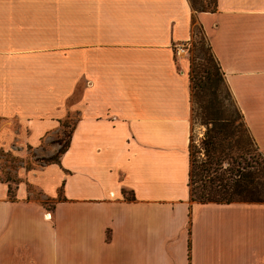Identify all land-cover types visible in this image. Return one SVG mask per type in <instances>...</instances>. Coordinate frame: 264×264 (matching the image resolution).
Masks as SVG:
<instances>
[{"label":"crops","instance_id":"crops-1","mask_svg":"<svg viewBox=\"0 0 264 264\" xmlns=\"http://www.w3.org/2000/svg\"><path fill=\"white\" fill-rule=\"evenodd\" d=\"M216 7L0 0V150L70 133L13 199L0 178V264H264V201L190 193L196 24L264 150V0Z\"/></svg>","mask_w":264,"mask_h":264},{"label":"trees","instance_id":"trees-1","mask_svg":"<svg viewBox=\"0 0 264 264\" xmlns=\"http://www.w3.org/2000/svg\"><path fill=\"white\" fill-rule=\"evenodd\" d=\"M210 8H217L216 0ZM201 71L206 75L201 74L198 82L194 75L191 77L193 84V131L189 144L191 198L200 203L264 201L260 199L264 183V162L259 152L260 147L248 127L245 116L234 99L221 68L217 78H213L206 69ZM221 84L224 89H221ZM196 122L205 125L203 135L200 137H196L194 133ZM68 143L69 141L65 145L62 144L60 150L44 159V162H58ZM14 197L13 188L10 186V198Z\"/></svg>","mask_w":264,"mask_h":264},{"label":"rangeland","instance_id":"rangeland-1","mask_svg":"<svg viewBox=\"0 0 264 264\" xmlns=\"http://www.w3.org/2000/svg\"><path fill=\"white\" fill-rule=\"evenodd\" d=\"M194 1L196 5L199 4L200 2L203 3V0H194ZM213 2L214 0H208V4L210 7L213 6ZM194 31H195L194 38L185 47L187 49L186 55L189 57L190 60V69H189L190 78L192 77V75H194L196 78V82H198V80L201 78V74L206 75V73H203L201 71L202 69H206L211 73L213 78H217L219 76L220 68L210 48L209 40L206 38V36L204 35V33L197 24L195 25ZM224 88L225 87L223 86V84H221V89ZM194 127H195L194 133L196 137L202 136L205 130V125L201 124L200 122H196ZM69 136H70L69 129L65 130V132H62V134H60L59 136H56V134L53 133L52 137L49 138L51 142H43V149H40V151L37 152L36 149L29 147L28 154L25 156H19L12 151H5L1 149L0 178L10 182V186L13 188V191L15 192V188L17 184L16 182L21 180L19 176L20 170L32 169V168H36L38 165L45 164L44 159H47L49 157L40 156V155H44L43 154L44 152L45 153L48 152V150L52 147L53 142L58 141L61 144L65 145L69 141ZM55 145L59 147L58 144ZM259 152L264 162V150L260 148ZM30 192L33 197L38 199H43L40 192L35 187L30 186ZM127 196L128 197L131 196L129 192L127 193ZM260 199L264 200V183H263ZM45 203L47 204V206L52 205L51 201H45Z\"/></svg>","mask_w":264,"mask_h":264}]
</instances>
